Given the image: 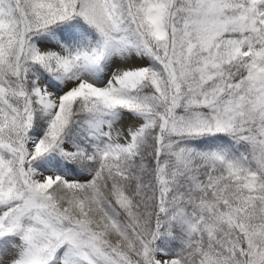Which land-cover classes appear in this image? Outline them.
<instances>
[{"label": "snow or ice", "instance_id": "1", "mask_svg": "<svg viewBox=\"0 0 264 264\" xmlns=\"http://www.w3.org/2000/svg\"><path fill=\"white\" fill-rule=\"evenodd\" d=\"M0 264H264V0H0Z\"/></svg>", "mask_w": 264, "mask_h": 264}]
</instances>
